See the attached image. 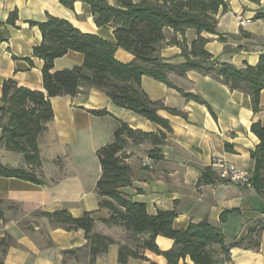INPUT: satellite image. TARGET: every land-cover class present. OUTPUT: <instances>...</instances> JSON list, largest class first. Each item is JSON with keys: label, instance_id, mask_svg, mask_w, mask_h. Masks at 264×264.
<instances>
[{"label": "crops", "instance_id": "crops-1", "mask_svg": "<svg viewBox=\"0 0 264 264\" xmlns=\"http://www.w3.org/2000/svg\"><path fill=\"white\" fill-rule=\"evenodd\" d=\"M107 1L110 5L117 2ZM226 3L227 10L216 16V31L226 38V43L219 42L216 35L202 34L208 39L205 49L223 62L254 66L259 55L264 53V22L254 20L255 14L264 10V0H227ZM12 12L17 13V27L5 25ZM48 16L67 20L83 33L115 42L112 28L97 27L88 8L77 0L72 9L62 6L59 0H0V29L5 37V41L0 42V106L2 84L6 80L30 90L43 91L42 61L32 57V49L40 44L41 34L29 23L44 22ZM237 16L250 22L240 25ZM165 35L167 42L173 33L167 30ZM177 38L181 39L179 35ZM184 38L189 46L196 34L188 29ZM180 54L181 49L176 45L165 44L160 51L161 57L175 64L182 62ZM115 58L122 63L133 60L130 53L120 48L116 49ZM82 63V54L68 52L54 61L53 72L72 69ZM169 81L183 93L198 96L204 102L186 99L176 89L142 77L141 88L151 101L161 102L184 114L157 112L168 121L170 132L115 106L105 93L94 88L82 87L75 97L50 99L53 119L38 137L41 165L35 175L42 184L0 177V251L4 244V264H120V247L133 248L127 232L101 223L108 218V211L99 208L96 194V183L101 175L96 152L113 141L118 121L132 129L165 135L163 143L156 147L160 159L148 157L147 152L155 148L149 142L138 145L129 142L124 151L132 183L121 191L133 202L144 204L148 214L174 211L175 229L207 220L222 230L227 243L240 240L253 222L264 219V197L252 187L219 179L212 184H198L203 169L210 168L213 157L250 170V153L259 142L250 126L260 123L264 127V90L255 113L249 95L231 91L213 77L190 71L182 77L170 75ZM92 110H106L108 115L97 117L90 113ZM226 145L231 149L227 150ZM146 157L152 162L150 168L142 165ZM0 163L29 169L21 155L1 146ZM61 209H67L74 218L86 212L93 213L94 231L112 238L115 243L92 259L82 231L54 227L40 216L41 212ZM225 211L234 212L227 216L225 223H220V215ZM155 243L161 251L173 246L172 240L160 236ZM69 251L74 254L65 253ZM142 255L144 260L128 256L126 264H167L162 256L151 251H142ZM179 264L194 263L186 258ZM228 264H264V230L258 250L232 248Z\"/></svg>", "mask_w": 264, "mask_h": 264}, {"label": "trees", "instance_id": "trees-1", "mask_svg": "<svg viewBox=\"0 0 264 264\" xmlns=\"http://www.w3.org/2000/svg\"><path fill=\"white\" fill-rule=\"evenodd\" d=\"M59 1L62 6L72 9L76 0ZM77 1L88 8L97 27L112 28L115 42L83 33L67 20L53 16H48L44 22L29 23L37 27L41 34V42L32 49V57L42 61L43 91L30 90L18 86L13 80H6L2 84L0 106V146L21 155L29 169L11 168L0 163V177L42 184L35 175L41 165L38 137L53 119L50 99L75 97L81 93L82 87L102 91L115 106L143 117L166 132L171 131L169 123L157 112L165 110L172 115L184 114L165 107L161 102L151 101L141 88L142 77L174 88L186 99L204 103L198 96L183 93L169 81L170 75L182 77L187 72L195 71L217 79L231 91L249 95L253 112H258L260 93L264 90V53L259 55L254 66L247 63L236 66L207 52L205 45L208 39L201 36L216 35L219 42L226 43V38L216 31V16L227 10L224 0H117L114 5L107 0ZM17 19V13L12 12L5 25L17 27ZM254 20L264 22V10H259ZM188 29L196 34L189 46L184 38ZM167 30L172 31L173 36L166 42ZM3 41L5 37L0 29V42ZM165 44L181 49V63L175 64L161 57L160 51ZM118 48L130 53L133 60L129 63L118 61L115 58ZM68 52L82 54V65L53 72L54 61ZM28 62L31 63V60L28 59ZM90 113L97 117L108 115L106 110H92ZM250 131L259 142L250 153L249 182L256 193L264 197V127L260 123H253ZM164 139L162 132L148 133L118 121L113 131V141L96 152L101 167V175L96 183L98 206L108 211V218L101 223L106 227L121 228L133 242L132 249L120 247L119 263L126 264L128 256L144 260L142 251L148 250L162 256L167 264H179L186 258L194 264H228L232 248L258 250L264 219L253 222L240 240L227 243L222 230L207 220L175 229L174 211H157L155 215H150L144 204L133 202L121 191L132 183L131 169L125 163L124 154L129 142L132 145L149 142L155 148L147 152L148 157L157 160L160 156L156 147ZM225 148L231 149L228 145ZM217 179L211 168H205L198 184H212ZM233 212H223L220 223H225L227 216ZM40 216L54 227L82 231L92 259L105 253L115 243L112 238L94 231L93 213L86 212L74 218L67 209H61L52 213L41 212ZM158 236L172 240V248L159 250L155 243ZM4 253L5 246L2 244L0 264H4ZM65 253L74 254V251Z\"/></svg>", "mask_w": 264, "mask_h": 264}, {"label": "built area", "instance_id": "built-area-1", "mask_svg": "<svg viewBox=\"0 0 264 264\" xmlns=\"http://www.w3.org/2000/svg\"><path fill=\"white\" fill-rule=\"evenodd\" d=\"M227 0H224L226 2ZM240 25H244L250 22L248 19H243L240 16L236 17ZM151 160L146 157L143 160L142 165L145 167H152ZM210 168L215 172L217 178L227 183L236 184L241 187H251L249 178L250 173L248 170L239 169L232 164L224 162L222 159L213 157L210 162Z\"/></svg>", "mask_w": 264, "mask_h": 264}]
</instances>
